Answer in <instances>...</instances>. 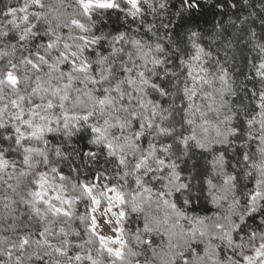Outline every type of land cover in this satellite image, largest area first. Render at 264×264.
Wrapping results in <instances>:
<instances>
[{
	"label": "snow or ice",
	"instance_id": "1",
	"mask_svg": "<svg viewBox=\"0 0 264 264\" xmlns=\"http://www.w3.org/2000/svg\"><path fill=\"white\" fill-rule=\"evenodd\" d=\"M251 7H0V264H264V15ZM207 12L231 34L189 26ZM111 13L125 30H104ZM235 41L259 57L240 91L211 51Z\"/></svg>",
	"mask_w": 264,
	"mask_h": 264
},
{
	"label": "trees",
	"instance_id": "2",
	"mask_svg": "<svg viewBox=\"0 0 264 264\" xmlns=\"http://www.w3.org/2000/svg\"><path fill=\"white\" fill-rule=\"evenodd\" d=\"M171 2H174V0H170V3ZM8 3H11L13 6H15L16 0H0V7ZM251 3H252V7L244 10L242 13L243 15H248L251 11H255L258 15H264V13H262L261 9L258 7L260 3H264V0H251ZM172 11L173 10H169L166 14H164V23L168 22V18L169 16L172 15ZM233 18L235 19V17ZM148 19L151 20L152 18L148 17ZM173 19L175 18L173 17ZM187 19L190 20L189 26L196 27L199 31L205 33L206 35L211 34L215 30L214 25L218 21L225 23V27L228 29V31L225 33L226 36L230 35L231 32L234 30L232 26L227 24V19H228L227 15L213 16L211 12H207L203 14L197 13L195 18H187ZM155 22L157 24L160 23L159 20ZM248 24L257 31L258 35L260 34V27L258 22L253 23L251 20H249ZM126 26H127V22L124 21L122 17L117 18V14L115 13H111L107 15L103 21V28L105 31L115 32L118 30H125ZM184 27H185L184 25L169 26V32L176 33L173 39H180L183 36ZM158 31H160V33L163 34L164 29L161 28L158 29ZM203 43L205 46H208L210 41L208 39H205ZM211 51L213 52V61L219 60L225 67L229 68L230 72L233 73L234 78L236 79V85L238 91H240L239 89L240 81L243 79L241 73H243L244 75L254 76V70L252 69V65L248 63V60L251 59L258 62L259 57L257 50L252 49L249 45L242 44L239 41H235L233 48H221L218 51L217 45H213ZM168 66L170 68L172 67L171 64H169ZM245 83H247L248 87L251 88L253 86V83H255V81H245ZM240 96L241 98H243V103L245 105L250 107L253 106L250 96L245 98L243 92H240ZM161 103L165 107H167L168 104L172 103V98L169 97L167 98L166 101L161 100ZM176 104L179 107L183 106V104L179 99L176 100ZM177 119H179V117H177ZM67 171L68 169H65V172ZM82 210L83 209H81V211ZM199 214H204V213L203 211H199ZM207 214L211 215L212 212L209 211ZM157 243H159V240H157Z\"/></svg>",
	"mask_w": 264,
	"mask_h": 264
}]
</instances>
